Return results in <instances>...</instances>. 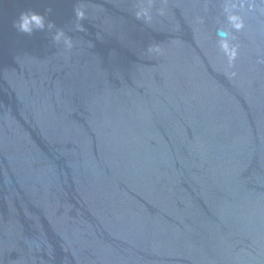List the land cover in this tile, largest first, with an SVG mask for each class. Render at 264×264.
<instances>
[{"label": "water", "instance_id": "water-1", "mask_svg": "<svg viewBox=\"0 0 264 264\" xmlns=\"http://www.w3.org/2000/svg\"><path fill=\"white\" fill-rule=\"evenodd\" d=\"M0 264H264V0H0Z\"/></svg>", "mask_w": 264, "mask_h": 264}, {"label": "clouds", "instance_id": "clouds-1", "mask_svg": "<svg viewBox=\"0 0 264 264\" xmlns=\"http://www.w3.org/2000/svg\"><path fill=\"white\" fill-rule=\"evenodd\" d=\"M76 15L78 18L82 19L84 16V13L82 11H77ZM33 25H35V28L33 27ZM18 28L20 31L30 34L32 31L37 30V29L43 30L44 21H43V18L39 16L38 14L33 13L29 16V14L21 13L20 21L18 23ZM62 36H63L62 32H57L54 39L60 40ZM64 43L68 47H71L70 40L65 39Z\"/></svg>", "mask_w": 264, "mask_h": 264}]
</instances>
